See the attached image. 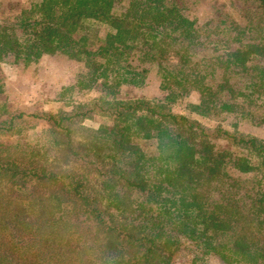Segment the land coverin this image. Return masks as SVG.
Masks as SVG:
<instances>
[{"label": "trees", "instance_id": "16d2710c", "mask_svg": "<svg viewBox=\"0 0 264 264\" xmlns=\"http://www.w3.org/2000/svg\"><path fill=\"white\" fill-rule=\"evenodd\" d=\"M253 1H14L20 12L0 17V135L22 117L6 113L9 60L26 70L66 56L86 73L62 90L101 97L51 118L52 146L0 157V264H172L186 243L192 264H264V138L237 129L264 125V0ZM87 19L111 28L95 49ZM149 64L164 100L117 97L146 86ZM192 94L191 113L236 128L173 111ZM95 116L112 124L82 126Z\"/></svg>", "mask_w": 264, "mask_h": 264}, {"label": "rangeland", "instance_id": "374dc122", "mask_svg": "<svg viewBox=\"0 0 264 264\" xmlns=\"http://www.w3.org/2000/svg\"><path fill=\"white\" fill-rule=\"evenodd\" d=\"M14 1L16 0H0V17L16 15L20 12L18 4ZM219 1L225 4L229 10L235 9V5L246 8L254 4L253 0ZM82 24L86 30H81L80 32H85L90 36L91 42L89 46L94 49L101 45L106 35L111 31V28L106 24L92 19L84 20ZM135 65L139 66L137 61H135ZM145 67L150 72L146 86L140 88L120 87L121 91L117 97L124 100L136 98L153 99L155 101L164 100L165 93L160 87L161 78L157 64H149L145 65ZM83 73H86V69L82 63L60 54L53 57H44L36 67L26 70L16 67L10 60L2 65V75L6 77L11 87L6 113L14 115V118L19 114H22V117L15 118V131L13 133L0 135V157L24 159L25 156L19 154L21 150L18 146L20 144L44 148L52 146L54 135L51 130V118L60 117L70 112L72 106L77 103L98 101L101 93L97 92V90L82 89L80 87L66 91L62 90L64 86L66 88L72 84L77 76ZM197 102V94H192L188 99L186 98L171 105L174 112L197 119L206 127L213 128L219 125L231 132L236 128V126L234 127L235 120L224 119V117L220 116L204 118L191 113L187 108L188 104ZM103 124L110 125L112 122L107 118L95 116L93 119L85 120L82 126L84 128L97 129ZM237 129L244 134L264 138V125L254 127L250 121L242 120L241 122L238 121ZM221 143L225 147H230L226 141L221 140ZM17 144H19L17 148L15 146L14 152H11L14 145ZM31 160L38 159L32 158ZM85 173L94 183L97 175L94 173L90 174L87 171ZM2 185L6 189L9 187L6 183ZM198 252L199 250L194 244L186 243L175 254L172 264H192ZM208 264L224 263L217 258H212Z\"/></svg>", "mask_w": 264, "mask_h": 264}]
</instances>
